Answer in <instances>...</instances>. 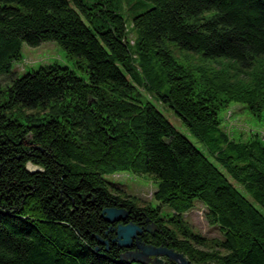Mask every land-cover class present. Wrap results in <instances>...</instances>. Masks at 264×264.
<instances>
[{"label":"trees","instance_id":"16d2710c","mask_svg":"<svg viewBox=\"0 0 264 264\" xmlns=\"http://www.w3.org/2000/svg\"><path fill=\"white\" fill-rule=\"evenodd\" d=\"M142 1L131 43L110 0H0V75L23 43L56 42L75 68L53 63L0 86V264H135L120 261L106 208L190 264H264V147L229 141L218 119L239 104L264 121V0ZM125 172L156 184V207L105 179ZM196 201L222 239L186 225Z\"/></svg>","mask_w":264,"mask_h":264},{"label":"rangeland","instance_id":"374dc122","mask_svg":"<svg viewBox=\"0 0 264 264\" xmlns=\"http://www.w3.org/2000/svg\"><path fill=\"white\" fill-rule=\"evenodd\" d=\"M101 1L104 2L105 0ZM110 1L112 3L113 9L123 17L126 29L128 31V39L132 43L136 38V34L132 29V18L133 16L149 9L150 4L143 2L142 0ZM175 55L182 64L184 63V61L190 62L188 63V65L192 69L193 66L198 67L203 65L198 57L194 56L191 53L188 55H180L177 53ZM185 57L187 59H185ZM53 63L75 69L74 60L68 58L66 52L56 42H44L37 47H30L27 44L23 43L21 47V60L12 63L9 73L0 75V86H5L15 78H20L27 73L36 71L41 67L49 66ZM206 63H209V67L217 68L219 67V64L225 65V63L222 62H220L219 64H215L212 61ZM149 64L152 67L151 71L154 81L156 82L158 87H161L163 84L162 72L155 64L154 60H152L151 58H149ZM78 74L80 77L84 79L86 78V75L84 73ZM138 90L146 100L153 103L157 107V109L161 111V113H163V115H165L173 125H175L178 131H180L181 133H185V135L188 136L185 129L181 126L179 120H177L173 116V114L168 111L167 108L162 107L161 104L156 103L143 89L138 88ZM218 119L220 121L219 130L223 134L228 136L229 141H234L237 143H249L252 141H256L264 147V121L249 115V113L242 105L231 104L228 108L220 110L218 113ZM192 141H194V139H192ZM196 145L202 151H204L200 145ZM209 159L213 162L215 158L211 156V158ZM217 167L228 177L223 168H221L219 165H217ZM27 168L32 171L36 170V168L31 165H28ZM105 179L108 182L116 184L117 187L126 195L134 197L140 207L146 206L150 203L153 207L157 206V203L152 200V194L156 188V184H154L151 179L147 177H138L126 172L116 173L112 176H105ZM228 179L244 196L249 199V196L246 195L240 185L232 181L230 177H228ZM161 213L163 215H171V212L166 207L162 208ZM205 213L206 209L204 205L196 201L193 208L183 215V220L194 233L200 234L208 240L222 239L221 233L219 232L218 228L216 226L210 225L206 221Z\"/></svg>","mask_w":264,"mask_h":264},{"label":"water","instance_id":"95a60500","mask_svg":"<svg viewBox=\"0 0 264 264\" xmlns=\"http://www.w3.org/2000/svg\"><path fill=\"white\" fill-rule=\"evenodd\" d=\"M103 219L109 224L118 223L112 229L115 234L113 239L119 248L126 249V252L119 256L121 262L135 264H164L163 258L175 264H190L183 254L175 252L172 248L163 246H153L145 244L140 240L143 230L134 224H121L127 219V212L123 209L106 208L102 211ZM146 233H153V227L148 226L144 230ZM100 244L105 246V251L109 249L108 242L99 240ZM135 246V249H130Z\"/></svg>","mask_w":264,"mask_h":264},{"label":"flooded vegetation","instance_id":"af4514ba","mask_svg":"<svg viewBox=\"0 0 264 264\" xmlns=\"http://www.w3.org/2000/svg\"><path fill=\"white\" fill-rule=\"evenodd\" d=\"M126 221H127V219H126ZM126 221L125 222H121V224H123V225H125V224H127L126 223ZM118 225V223H115V224H112V227H116ZM111 232H113V231H111ZM146 236V234H143L142 236H141V239L143 238V237H145ZM143 241V240H142ZM145 243V242H144ZM135 249V246L133 245V247L130 249L131 251H133ZM126 250L125 249H122V252H125ZM163 260H164V264H167L168 262H167V260L165 259V258H163Z\"/></svg>","mask_w":264,"mask_h":264}]
</instances>
